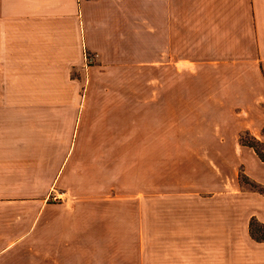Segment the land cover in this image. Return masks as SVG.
Listing matches in <instances>:
<instances>
[{"label":"crops","instance_id":"crops-1","mask_svg":"<svg viewBox=\"0 0 264 264\" xmlns=\"http://www.w3.org/2000/svg\"><path fill=\"white\" fill-rule=\"evenodd\" d=\"M243 136L264 149V0H0V264H235L232 217L263 253Z\"/></svg>","mask_w":264,"mask_h":264},{"label":"rangeland","instance_id":"rangeland-1","mask_svg":"<svg viewBox=\"0 0 264 264\" xmlns=\"http://www.w3.org/2000/svg\"><path fill=\"white\" fill-rule=\"evenodd\" d=\"M242 139L245 141L250 140L249 136H243ZM258 149L264 155V149H262L260 146H258ZM144 185L146 184L142 182H140L139 184L140 187ZM239 185L245 190L251 189L250 187H248L247 184L239 183ZM144 206H145V215H144L143 222H145L146 224L147 222L146 220L147 202L146 201H144ZM225 219L227 220L226 227L225 228L218 227L219 229L217 230L218 231L217 234L220 236L219 239H222V241L226 243L225 246H221L220 249L225 250L226 253L229 251L231 263L234 260L235 264H264V252L263 253L256 252L255 248L251 250L250 244L244 242L243 232L241 231L243 222L241 221V223L240 222L236 223V221L233 220V217L230 220H228L227 218ZM204 224L205 225L209 224V222L204 223ZM233 256H234V259H233Z\"/></svg>","mask_w":264,"mask_h":264},{"label":"trees","instance_id":"trees-1","mask_svg":"<svg viewBox=\"0 0 264 264\" xmlns=\"http://www.w3.org/2000/svg\"><path fill=\"white\" fill-rule=\"evenodd\" d=\"M243 143H247L248 141H245L242 139ZM249 145L253 146L255 148V144L254 142H248ZM255 151L257 153V155L264 160V155L262 154V152H260L258 149L255 148ZM239 182L247 184L248 187H250L252 190L264 195V186L257 184L251 180H249L246 176L244 175H239ZM248 232L250 237L258 242H264V224L261 223L259 220H257L255 217H251V219L249 220V224H248Z\"/></svg>","mask_w":264,"mask_h":264},{"label":"built area","instance_id":"built-area-1","mask_svg":"<svg viewBox=\"0 0 264 264\" xmlns=\"http://www.w3.org/2000/svg\"><path fill=\"white\" fill-rule=\"evenodd\" d=\"M86 61L87 62H91L92 61V58L87 54L86 55ZM64 193L62 192H57L56 190L55 191H52L48 198L49 200H52V201H61L63 198H64Z\"/></svg>","mask_w":264,"mask_h":264}]
</instances>
